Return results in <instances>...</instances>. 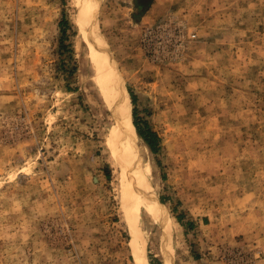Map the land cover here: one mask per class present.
<instances>
[{
    "label": "rangeland",
    "instance_id": "rangeland-1",
    "mask_svg": "<svg viewBox=\"0 0 264 264\" xmlns=\"http://www.w3.org/2000/svg\"><path fill=\"white\" fill-rule=\"evenodd\" d=\"M97 1L0 0V264H136L132 230L148 264H264V0ZM92 25L161 218L123 208Z\"/></svg>",
    "mask_w": 264,
    "mask_h": 264
},
{
    "label": "bare ground",
    "instance_id": "bare-ground-1",
    "mask_svg": "<svg viewBox=\"0 0 264 264\" xmlns=\"http://www.w3.org/2000/svg\"><path fill=\"white\" fill-rule=\"evenodd\" d=\"M79 1L83 3V7L86 11H82V19L87 17L86 13L90 12L93 4H95L94 2H98L97 0ZM88 17V21L92 19V12ZM87 34L89 35V39L87 38V36L86 38L91 46L92 59L96 63L98 71L103 80H107L109 82L108 84L110 90L115 91V94L111 95L109 99L107 98V105L109 109H111L116 123L113 151L118 166L122 169L123 172V178L121 179V184L119 186L120 195L123 199V208L126 212V215H129L128 217L131 218V220L135 219L142 205L148 208L149 211L157 218H161L162 213L160 212V206H162V204L159 202V200L151 201L149 196L146 195L144 191V189L146 188H144V185L141 183L142 181L138 177L139 174L137 173V176V174L135 173L137 172V163L135 165H131L130 161H133L129 157H127L128 151L129 153L130 151L135 152L138 136L131 119V104L129 95L126 89L122 87H120L121 91H117V89L119 88L117 73L116 70L113 69V67L115 66L112 67L111 62L108 58V54L106 52L107 50L105 49V45L100 39L99 34L96 32V29L95 27H93V25L91 26L89 32H86V35ZM133 163H135V161ZM131 237V247L134 253V261L136 262V264H148L144 250L139 251L137 248L138 233L136 232V230L131 231Z\"/></svg>",
    "mask_w": 264,
    "mask_h": 264
},
{
    "label": "trees",
    "instance_id": "trees-1",
    "mask_svg": "<svg viewBox=\"0 0 264 264\" xmlns=\"http://www.w3.org/2000/svg\"><path fill=\"white\" fill-rule=\"evenodd\" d=\"M129 94H130L131 100L133 102L134 96L131 93H129ZM133 125L135 126V129H136V132H137L139 138L143 139L145 141V143L149 146V148L151 150H153L154 144H153L152 140L150 139V137H154V134H150L149 132H146V133L142 132L135 122H133Z\"/></svg>",
    "mask_w": 264,
    "mask_h": 264
}]
</instances>
